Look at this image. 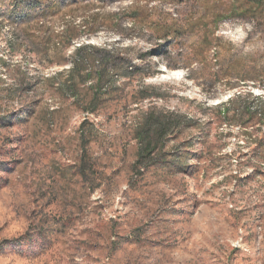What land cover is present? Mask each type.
Returning <instances> with one entry per match:
<instances>
[{
	"label": "rangeland",
	"instance_id": "rangeland-1",
	"mask_svg": "<svg viewBox=\"0 0 264 264\" xmlns=\"http://www.w3.org/2000/svg\"><path fill=\"white\" fill-rule=\"evenodd\" d=\"M15 1L0 0V264H264V119L229 118L264 102V24L229 0ZM136 3L177 33L131 29ZM82 45L141 65L94 111L96 76H68ZM146 113L181 122L147 154Z\"/></svg>",
	"mask_w": 264,
	"mask_h": 264
},
{
	"label": "trees",
	"instance_id": "trees-1",
	"mask_svg": "<svg viewBox=\"0 0 264 264\" xmlns=\"http://www.w3.org/2000/svg\"><path fill=\"white\" fill-rule=\"evenodd\" d=\"M169 2L174 3H182V2H188V1H194V0H165ZM199 1V0H195ZM77 1L71 0L69 4L76 3ZM209 2V0H208ZM16 7H14L10 12L15 13L17 9H21V7H29L33 8V14H42V13H51V14H57L60 12L61 5L63 4V1L61 0H16L15 1ZM144 7L140 6L139 4H132L130 7H128L127 13L132 21V27L131 29H135L137 25H139L141 31L143 28L148 27L153 32L156 33V36L158 39H166L170 36L175 35V32L177 33V28L174 26V24H166L164 20L159 21H153L149 17L150 15L148 13H144L142 11ZM215 8V7H214ZM210 7H208V13H204V17L210 12ZM146 10V9H145ZM221 11V10H220ZM227 11L229 14H236L239 12V14H243V16H249L250 18L264 24V0H229V4L227 7ZM214 16V19L216 17H220V13L218 10L215 11V14H211ZM28 17L27 15H25ZM19 17V16H17ZM29 18V17H28ZM201 18V17H200ZM203 18V17H202ZM218 19V18H217ZM203 29L202 32V38L199 43L206 41V37H210V35L213 34V31H210L208 29ZM77 29L66 27L60 34H55L54 38L58 39L60 42H62L65 46H68L72 43L75 37L78 36V33L76 32ZM211 44L210 41L205 45L206 50L209 45ZM86 48L88 46L82 45L81 47L77 48L75 53V57L71 58V66L68 71L70 84H73L72 86H75L74 82L76 80V77H79V80L82 82H86L88 78H90L91 75L96 76V80L94 84H92L90 87L95 90V98L93 101L90 102V110L94 111L96 106V100H99V97L101 98L103 94L108 92L110 88L108 89V86H114L113 83V77L114 76H129L134 74H140L141 65H138L136 63H132V61L129 60H122L119 59L116 55H109L106 50L99 51L101 55L97 58L92 54L88 53L86 51ZM96 52V51H95ZM105 55V56H104ZM84 73L83 75L81 73ZM69 84V85H70ZM70 87V86H69ZM240 96L231 97L228 100L227 105L233 103L234 101L238 100ZM252 107L248 104H242L240 103L236 108L233 110V114L230 115V119H234L237 116L246 114L249 118L257 117V118H263L264 119V102H260L259 105L256 107V109H251ZM89 110V109H88ZM220 114L223 117L228 116V110H224L223 112H220ZM181 122L180 121H174V123H171V121H165L161 115H154L152 113H146L143 117V120L140 124V126L137 128V134H138V142H139V149L142 153H149L153 149H155L161 142L162 137L165 136L166 132L168 130H171V128L180 127ZM172 129V131H174Z\"/></svg>",
	"mask_w": 264,
	"mask_h": 264
}]
</instances>
